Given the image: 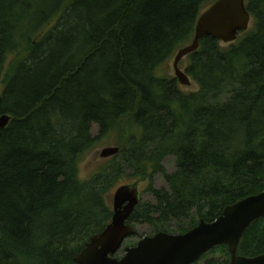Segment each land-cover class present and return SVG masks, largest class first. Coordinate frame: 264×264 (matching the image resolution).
Returning a JSON list of instances; mask_svg holds the SVG:
<instances>
[{"label": "trees", "instance_id": "obj_1", "mask_svg": "<svg viewBox=\"0 0 264 264\" xmlns=\"http://www.w3.org/2000/svg\"><path fill=\"white\" fill-rule=\"evenodd\" d=\"M215 1L0 0V264H74L110 223L125 169L153 198L129 222L153 235L185 234L264 192V0H244L253 27L234 43L204 37L186 57L196 92L156 76ZM114 132L118 154L82 181L84 156ZM263 253L258 219L237 255ZM202 261L229 264L227 247Z\"/></svg>", "mask_w": 264, "mask_h": 264}, {"label": "water", "instance_id": "obj_2", "mask_svg": "<svg viewBox=\"0 0 264 264\" xmlns=\"http://www.w3.org/2000/svg\"><path fill=\"white\" fill-rule=\"evenodd\" d=\"M251 17L244 0H216L197 19L192 43L180 49L173 61L175 78L181 86L190 87L179 63L199 48V41L211 37L228 45L237 40L240 33L249 29ZM1 102V97H0ZM10 123V117L0 115V131ZM118 148H108L100 153L102 159L112 158ZM137 185H122L111 196L112 219L105 229L94 236L73 259L74 264H196L214 249L226 246L229 264H264V253L253 258L237 255L239 242L246 229L256 220L264 219V192L248 197L226 207L212 223L200 221L182 235L156 233L125 247V241L135 234L128 224L139 204ZM123 250V256L117 254Z\"/></svg>", "mask_w": 264, "mask_h": 264}, {"label": "rangeland", "instance_id": "obj_3", "mask_svg": "<svg viewBox=\"0 0 264 264\" xmlns=\"http://www.w3.org/2000/svg\"><path fill=\"white\" fill-rule=\"evenodd\" d=\"M208 7L209 6L203 7L201 9L200 13H203ZM252 27H253V21L251 20L250 24H249V29H251ZM242 33H244V32H242ZM238 37H240V35H238ZM173 61H174V57L172 59H170L166 64L161 66L156 71V76L168 78V79L175 78L174 69H173ZM187 63H188L187 58H184L179 63L178 68L184 72V70L187 66ZM190 82H191L190 87L181 86L179 84V89L181 90V92H183L184 94H188L191 92H196L198 90L197 85L193 81H190ZM91 134L95 137H97V135H98L97 127L94 125L91 127ZM127 135L128 134H125V138L123 135L122 140H125ZM118 136H119L118 132H114V133L109 134L107 137L99 140V142L94 147V149H92L86 156H84V159L79 166V178L82 181L89 180L91 177H93L94 175L99 173L103 167L106 166L107 161H109L111 158L102 159L100 157V153L103 150L108 149V148H116L118 146V143H119V137ZM120 161H121V157H119L117 159V162H120ZM163 165H164L167 173H172L174 171V159L173 158H166L163 161ZM133 183H135V185H137L136 187H137V191H138L139 199H140L139 204L143 203V202H152L153 201L151 194L147 191L149 182H140V181L136 180L135 178H133L132 172L129 169H125V176L122 177L119 184H121V185L122 184L132 185ZM152 187L159 190V189H166L167 186H166V183L164 182L163 178L160 175H154L152 178ZM111 196L107 197V203H108L109 207H111V209H112ZM112 215H113V212H112ZM128 224H130L132 227L135 228V234L133 237H131L125 241V243L123 244V248L133 247L132 244H135V243L137 244V242L139 240H141L142 238L153 235V230L148 224L130 223L129 221H128ZM122 256H123V250H121L117 254L116 257L121 258ZM210 257H208V258H210ZM211 258L214 260H220V253L216 252ZM200 264H203V261L200 262Z\"/></svg>", "mask_w": 264, "mask_h": 264}]
</instances>
